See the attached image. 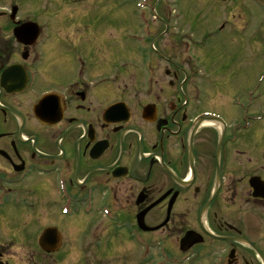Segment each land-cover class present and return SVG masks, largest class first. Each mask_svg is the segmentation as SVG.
<instances>
[{"label": "flooded vegetation", "instance_id": "1", "mask_svg": "<svg viewBox=\"0 0 264 264\" xmlns=\"http://www.w3.org/2000/svg\"><path fill=\"white\" fill-rule=\"evenodd\" d=\"M21 5L0 0V236L34 232L52 264H264L263 138L199 110L235 76L211 14L158 35L64 10L51 35Z\"/></svg>", "mask_w": 264, "mask_h": 264}, {"label": "rangeland", "instance_id": "2", "mask_svg": "<svg viewBox=\"0 0 264 264\" xmlns=\"http://www.w3.org/2000/svg\"><path fill=\"white\" fill-rule=\"evenodd\" d=\"M20 1L22 3L21 15L30 17L27 15L32 12V17L37 19L51 35L55 34L56 29L71 25V20H57L53 18L57 17L55 15L60 14L64 10L66 14H69L75 13L73 11L78 9L87 8L89 18H115L116 23H119V27L122 29L127 28L125 25H140L138 20L143 23L147 20L152 24L154 29L155 24L152 19L155 18V14L157 13V16L166 17L165 4H173L175 6L171 7V9H177L175 17L178 18H204L211 14V18L215 21L218 30V35L215 39L217 55L222 56L221 60L218 61V65L220 62L223 65L227 64V68H229L231 74L235 72V76L231 79L226 96L220 97L217 95L215 100L214 98L211 99L212 102H200L199 110H210L219 113L221 116L228 117L234 122H239L242 120V117H264V0H227V4H224L225 2L223 0H212L205 5L203 4L204 0H152L155 5L147 7L136 6L141 0ZM235 1L236 5L233 4ZM119 3L131 4V6L118 10L116 5ZM218 7H220V11L217 14L214 10H217ZM230 8H239L240 10L234 11L233 15L239 17L240 14H243L248 19V25L226 24V18L228 17H226L227 13L224 9ZM190 10L195 13L188 16ZM82 16L80 15V17ZM70 18L73 17L71 16ZM181 23L182 21H180ZM222 26L225 29L220 31ZM162 28L164 30L165 26L162 25ZM167 29L168 26H166L165 32ZM74 30L84 32L86 31V25L84 22H79L73 28ZM158 30H160L159 33H162L161 29ZM199 30H201V26ZM87 32L90 33V27L87 29ZM156 32L154 29V33ZM254 125H256L254 136L263 138L264 142L263 124L259 123ZM3 209H9L8 204ZM11 210L13 212L17 211L16 208H11ZM5 230L8 231L7 229ZM3 233L7 234L6 232ZM36 236L34 232H25L18 236L20 238L19 244H15L14 247L9 241L5 240L6 238L4 236H0V245L6 248L7 259L10 264H52L48 260H45L43 254L36 248ZM78 238L76 235L73 238L66 237L64 242L66 248L63 250V254L59 256H66L65 254L73 246L72 244L80 242ZM69 239L72 240V243L69 242ZM11 241L16 243L18 239ZM40 258L42 260H39ZM152 264H165V262L161 260L152 261Z\"/></svg>", "mask_w": 264, "mask_h": 264}, {"label": "water", "instance_id": "3", "mask_svg": "<svg viewBox=\"0 0 264 264\" xmlns=\"http://www.w3.org/2000/svg\"><path fill=\"white\" fill-rule=\"evenodd\" d=\"M51 234H46L44 235V239H43V242H47L46 240H48L50 238ZM54 249H47V251H53Z\"/></svg>", "mask_w": 264, "mask_h": 264}]
</instances>
